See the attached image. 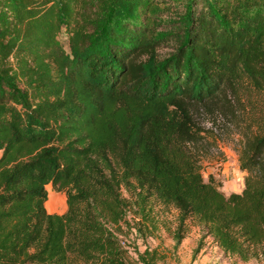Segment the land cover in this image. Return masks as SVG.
<instances>
[{"label": "trees", "instance_id": "16d2710c", "mask_svg": "<svg viewBox=\"0 0 264 264\" xmlns=\"http://www.w3.org/2000/svg\"><path fill=\"white\" fill-rule=\"evenodd\" d=\"M241 87L256 131L226 193L194 111L233 109ZM158 204L175 245L197 223L264 256V0H0V264H157L122 236L156 231Z\"/></svg>", "mask_w": 264, "mask_h": 264}, {"label": "rangeland", "instance_id": "374dc122", "mask_svg": "<svg viewBox=\"0 0 264 264\" xmlns=\"http://www.w3.org/2000/svg\"><path fill=\"white\" fill-rule=\"evenodd\" d=\"M60 39L66 41L64 34L60 35ZM229 97L233 103L231 110L223 112L218 107L213 110L201 107L194 111L195 120L202 129L201 139L194 146L200 158L203 176L207 179L213 175L220 180V188L226 193L239 191L243 186L245 171L239 167L238 153L245 137L256 131L251 126L249 116L253 97L245 92V87L239 89L238 95ZM47 199L48 211L65 210L64 191L53 187L51 183L47 184ZM157 207L159 225L156 231L149 234L143 228L132 226L122 236L134 258L137 257L135 249L155 248L160 254L157 264H264V256L260 253L248 260L225 254L211 236H202L204 231L197 223H192L183 240L175 245L172 229L177 211L172 206L163 208L158 204ZM196 247H199L197 251ZM132 264L142 263L138 261Z\"/></svg>", "mask_w": 264, "mask_h": 264}]
</instances>
